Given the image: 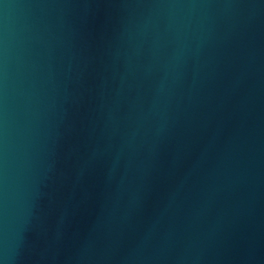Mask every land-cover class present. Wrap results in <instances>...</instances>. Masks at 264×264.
I'll return each mask as SVG.
<instances>
[{
    "label": "water",
    "instance_id": "obj_1",
    "mask_svg": "<svg viewBox=\"0 0 264 264\" xmlns=\"http://www.w3.org/2000/svg\"><path fill=\"white\" fill-rule=\"evenodd\" d=\"M0 264H264V0H0Z\"/></svg>",
    "mask_w": 264,
    "mask_h": 264
}]
</instances>
